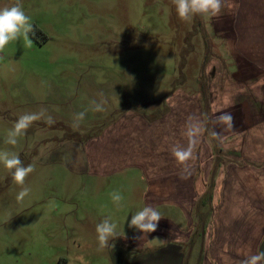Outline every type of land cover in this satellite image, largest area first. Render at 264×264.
I'll list each match as a JSON object with an SVG mask.
<instances>
[{
    "label": "rangeland",
    "instance_id": "1",
    "mask_svg": "<svg viewBox=\"0 0 264 264\" xmlns=\"http://www.w3.org/2000/svg\"><path fill=\"white\" fill-rule=\"evenodd\" d=\"M15 3L0 0V7ZM20 3L34 25L33 46L20 39L0 53V150L19 154L34 171L25 180L29 194L18 201L21 186L0 164V264H159L155 259L168 249L157 252L152 241L128 249L134 233L121 222L131 220L135 200L106 189L103 178L93 183L60 151L76 129L75 113L93 99L110 107L103 92L109 83L122 86L126 106L149 110L162 107L173 85L206 92L209 115L223 92L247 96L251 74L238 61L245 57L236 51L235 21L248 15V0H222L219 16L197 15L190 23L178 18L173 0ZM42 108L55 123L35 121L15 146L4 143L21 114ZM114 191L124 197L119 207ZM106 217L118 237L100 248L95 229Z\"/></svg>",
    "mask_w": 264,
    "mask_h": 264
},
{
    "label": "crops",
    "instance_id": "2",
    "mask_svg": "<svg viewBox=\"0 0 264 264\" xmlns=\"http://www.w3.org/2000/svg\"><path fill=\"white\" fill-rule=\"evenodd\" d=\"M248 7V15L235 21L236 51L246 59L238 61L251 74L247 96L238 89L223 92L209 115L206 92L173 85L162 107L149 110L126 106L122 86L109 83L103 92L110 107L87 112L79 125L87 131L76 127L60 151L71 166L79 162L93 183L103 178L106 189L134 199L131 216L145 205L160 212L152 233L121 222L134 233L128 249L151 241L157 252L168 249L155 259L159 264H191L193 258L195 264H241L264 251V0H248ZM223 112L232 114L233 126L217 120ZM193 123L202 131L192 157L180 164L171 148L187 147L185 133ZM82 133L90 134L81 139Z\"/></svg>",
    "mask_w": 264,
    "mask_h": 264
},
{
    "label": "clouds",
    "instance_id": "3",
    "mask_svg": "<svg viewBox=\"0 0 264 264\" xmlns=\"http://www.w3.org/2000/svg\"><path fill=\"white\" fill-rule=\"evenodd\" d=\"M173 4L178 18L189 23L197 15L217 17L222 9V0H173ZM30 34L34 35V25L31 17L23 10L20 0H16V3L11 6L0 7V53L4 51L7 45L20 39L23 40L25 47L31 48L33 40ZM104 104V100L97 101L93 99L90 101L88 109L74 114L73 127H79L89 110L104 112ZM41 119H44L48 124L55 123L53 117L47 114V109L42 108L39 112L21 114L13 127L8 130L4 143L15 146L18 139L26 134L31 125ZM217 120L228 126H233L234 122V118L229 112H223L217 117ZM201 131L202 127L199 123L190 124L185 133L188 137L187 147L178 143L172 146L171 153L178 163L184 164L192 157L193 145L196 143V138ZM212 135L215 136L217 133L213 131ZM0 164L11 173L13 182L21 186L17 200L23 201L30 192V188L25 186V180L34 171V166L32 164L24 166L19 154L7 150H0ZM123 199L124 197L120 192L114 191L111 193V200L117 207L121 205ZM161 218L162 216L156 208L145 205L131 216L128 226L138 232L148 234L156 231ZM95 230L100 248L108 247L110 241L118 237L117 224L112 221L111 217L104 218L96 225ZM241 264H264V251L246 257Z\"/></svg>",
    "mask_w": 264,
    "mask_h": 264
}]
</instances>
